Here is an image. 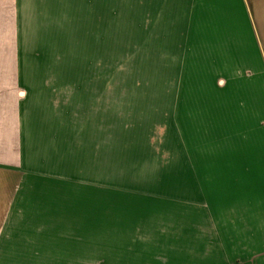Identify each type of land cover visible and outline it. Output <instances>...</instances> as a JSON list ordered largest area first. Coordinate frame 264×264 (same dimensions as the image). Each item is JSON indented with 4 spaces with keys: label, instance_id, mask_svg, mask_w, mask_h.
Here are the masks:
<instances>
[{
    "label": "rangeland",
    "instance_id": "374dc122",
    "mask_svg": "<svg viewBox=\"0 0 264 264\" xmlns=\"http://www.w3.org/2000/svg\"><path fill=\"white\" fill-rule=\"evenodd\" d=\"M198 3L0 0V264H242L264 70Z\"/></svg>",
    "mask_w": 264,
    "mask_h": 264
},
{
    "label": "crops",
    "instance_id": "0c3cea01",
    "mask_svg": "<svg viewBox=\"0 0 264 264\" xmlns=\"http://www.w3.org/2000/svg\"><path fill=\"white\" fill-rule=\"evenodd\" d=\"M236 1L237 6L235 10V7H230L228 5L219 7L216 2L214 3V0L210 2L200 0V7L199 3L196 7L197 19H200L201 26H204L205 21H202L204 18H210L214 21H216L217 18H221L223 21L216 22L212 27L216 30H250L251 40H253L252 43H254L256 47L260 66L264 70V0ZM224 3H228V0L223 2V4ZM230 9H234L235 11L232 13L235 14H230ZM236 11L238 13H236ZM237 14H240V24L237 21ZM230 16L234 19L233 24L228 21ZM206 24L212 25L213 23ZM1 163L4 162L0 160V165ZM260 191L262 194L260 195L259 203L251 202L247 197L242 198L240 202H243L242 205L245 207L251 204L252 210L260 212L253 214L255 226L250 232V235L257 240V244L251 248L252 250L249 253L247 251V253L242 255V264H264V188L260 189Z\"/></svg>",
    "mask_w": 264,
    "mask_h": 264
}]
</instances>
